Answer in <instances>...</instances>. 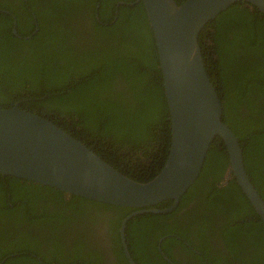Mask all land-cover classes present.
Segmentation results:
<instances>
[{"label": "trees", "instance_id": "trees-1", "mask_svg": "<svg viewBox=\"0 0 264 264\" xmlns=\"http://www.w3.org/2000/svg\"><path fill=\"white\" fill-rule=\"evenodd\" d=\"M85 5L79 6L78 0H0V107L16 102L18 107L50 119L132 179L147 180L157 169L145 174L140 168L149 167L145 159L152 158L155 151L159 166L163 163L169 120L144 6L141 0H86ZM95 13L98 19L102 16V22L115 16L112 27L96 35L93 42L88 40L90 53L86 49L72 51L79 48L73 22L80 14H86L97 31L105 28L95 20ZM13 19L21 36L10 31ZM198 42L219 96L221 118L237 137L245 172L264 201V14L246 1H234L205 23ZM109 140H113L114 151L107 160L102 144ZM117 151L131 158L119 159ZM132 151L140 154L127 153ZM227 164L223 141L215 135L197 176L172 210L144 211L127 219L124 238L136 264H165L155 247V240L165 233L174 237L166 235L159 246L175 264L179 263L169 253L168 240L198 248L208 263L191 248L189 252L200 258V264H218L221 248H216L215 242L219 238L239 259L234 264H264V222L234 177L218 184ZM207 174L208 181H202ZM218 197L222 198L224 216L214 237L213 228L190 223L182 206L193 200L192 207H201L195 211L196 218L208 207H217L214 201ZM24 200L32 202L36 214L25 212L20 223L37 220L41 228L33 232L34 244L26 246L15 243L18 237L0 233V240L14 244L0 249V264H65L73 260L72 264H104L111 258L129 264L118 227L121 218L135 207L65 193L0 173V218L8 217L2 215L6 212L27 210ZM170 203L171 199H164L152 206ZM102 208L114 214L107 218L109 246L106 237L100 243L94 239L87 225L102 216ZM72 219L77 223L70 224Z\"/></svg>", "mask_w": 264, "mask_h": 264}, {"label": "water", "instance_id": "water-1", "mask_svg": "<svg viewBox=\"0 0 264 264\" xmlns=\"http://www.w3.org/2000/svg\"><path fill=\"white\" fill-rule=\"evenodd\" d=\"M161 72L169 120V144L161 168L147 180L132 179L50 119L18 107H0V173L45 184L65 193L135 207L118 231L131 259L124 225L133 214L166 212L192 183L215 135L225 146L228 164L222 182L234 177L254 212L264 222V201L243 167L242 149L221 118V103L198 42L205 23L239 0H141ZM264 14V0H243ZM14 22V21H13ZM171 199L167 207L152 205Z\"/></svg>", "mask_w": 264, "mask_h": 264}, {"label": "flooded vegetation", "instance_id": "flooded-vegetation-1", "mask_svg": "<svg viewBox=\"0 0 264 264\" xmlns=\"http://www.w3.org/2000/svg\"><path fill=\"white\" fill-rule=\"evenodd\" d=\"M85 1L86 0H78V5L79 6H86ZM95 7H97V4L95 5ZM6 12H9V11H6ZM95 17L96 18L98 17L96 13H95ZM114 18H115V16L109 22L100 21L103 19L102 16H99V19L98 18L95 19L96 21H99L98 23H103L106 25L103 30L97 31V29H95L93 26L94 23L93 24L91 23V21L88 19L87 15L86 14H80L78 19L73 22L74 23V30H76V33H78V37L80 38L79 40H77L75 38V40L79 43V48L71 49V50L72 51H80L82 49L83 50L86 49L90 53V48H89L90 45L88 43V40H91L93 42L96 35H100V34L104 33L106 30H108L110 27H112V24L114 23ZM10 31L12 33H15L17 36H21L19 33H16V31H15V19L12 20V27H11ZM102 47L104 50H107L104 45H102ZM20 52L22 55L26 54V53L22 52L21 50H20ZM67 55H69V54H67ZM59 57L62 60L64 59L63 56H59ZM12 58H13V60L17 59L16 56H14V55L12 56ZM76 70H79V69H76ZM70 77H72V75H70ZM112 141L113 140H111V141L109 140V141H106L102 144V149L107 153L104 155L107 158V160L110 159L109 155H113L112 152L114 151L113 150L114 148H113V145L111 143ZM149 151H150V149H148L147 153H149ZM127 153L140 154V152H133V151L127 152ZM115 154L119 159H120V157H122V158L127 157L129 159L131 158L129 156H126L124 153L119 152V151L115 152ZM157 156H158V151H155L154 154L152 155V158L145 159V162L149 163V164H147L149 167L140 168L143 173L146 174L149 171V169H150V173H154L156 171V169L158 171L161 168L163 163H161V165L159 166L160 161L156 160ZM165 157H166V155H165ZM112 158L114 159L115 156H113ZM127 158H125V159H127ZM161 158H162V155H160V159ZM124 164H122V166H125ZM208 176H209V174H207L206 178L204 177L202 181L205 180L204 182H207L208 179L210 178ZM222 181L223 180L221 178L218 181V184H224L225 183V182L221 183ZM196 196H197V193L194 192L193 197H196ZM221 201H222V198L218 197L214 201L216 203L217 207H214V208L208 207L207 209L204 210L206 212L202 216L195 218L194 217L195 211L200 209L201 207H192L193 200H189L186 203L185 207H184V205L182 206V210H184V208H186L185 210L187 211V212L184 211L182 214L183 215L188 214V221L190 223H193V225L199 223V224H203L204 226H207L208 229L213 228V230H214L213 236L217 237V231L220 228V225H223L222 224L223 223L222 222L223 221L222 216H224V214L220 210H224V207L221 205ZM22 205H24L28 209L26 210L24 208H20V211L17 213L6 212V213L2 214V215H7L8 217H1L0 218V222H2V228L0 229V233H3L5 235L7 234L10 237H18L19 240L16 241L15 243L16 244L18 243L19 245H22V246H26V245H29V243H33V241L31 240V237L33 236V232H34V230H38L41 227H39L37 220H33V223L28 224V225H22L20 223L22 215L25 212L28 211V213H32V215L36 214L32 208V202H30V201L25 202V200H24V201H22ZM169 205H167V206H169ZM167 206H165V207H167ZM157 208H163V207H157ZM102 210H103L101 212L102 216L98 217L96 222L91 221V222H88L87 225H88V228L91 230V236L94 239L98 240V242L100 243V240L102 238L106 237L108 239V243L106 244V246H109V238L111 237V234H110V231L107 230V228H109V225L107 224V218L114 216V214L112 213L111 209L102 208ZM168 211H170V210H168ZM160 212H163V211H160ZM106 215H109V216L104 218V216H106ZM23 220L25 221V219H23ZM50 220H51V218H50ZM68 222L70 224H73V223H77V220L72 219V220H69ZM118 233H119V231H118ZM166 235H171L174 237L173 233H165V234L160 235L155 240V247L158 249V253L162 256L163 262L165 264H175L173 259L170 256H168V254L159 246L161 239L163 237H165ZM27 239L29 240V242ZM219 240H220V238L218 239L217 242H215L216 248L218 246L221 248L220 249L221 250L220 251L221 257L219 259L218 264H234V263H237L239 261V259L237 257H234L233 253L231 251H229L227 248H225L224 245L222 244V242H220ZM168 241H169V243H168L169 244V253H170V255H172L173 258L176 259V261L179 264H200V258L196 259L189 252V248H191L195 253L199 254L202 257L203 262L208 263L207 258L205 256H202V252L198 248L191 246V245L183 247L179 242L171 241V239ZM120 244H121V241H120ZM13 245L14 244H12L11 242H8V241L3 242L2 240H0V249L5 248V246L12 247ZM165 245H167V244H165ZM19 252L25 253L27 251L20 250ZM65 253H66V250L64 249L63 254L65 255ZM6 255L7 254H5L4 257H6ZM131 259L136 264V261L132 257H131ZM78 261H80V260L78 259ZM93 261H97V259L93 258ZM149 261L150 262L152 261V257H150ZM72 263H75V261L73 260L71 263L65 262V264H72ZM83 263L87 264L86 261H83ZM128 263H129V261H128ZM104 264H118V262L114 261V259L111 258L110 260L106 261Z\"/></svg>", "mask_w": 264, "mask_h": 264}]
</instances>
